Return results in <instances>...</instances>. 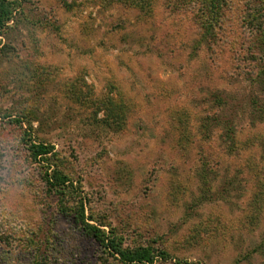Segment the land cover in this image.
Segmentation results:
<instances>
[{"label": "rangeland", "instance_id": "rangeland-1", "mask_svg": "<svg viewBox=\"0 0 264 264\" xmlns=\"http://www.w3.org/2000/svg\"><path fill=\"white\" fill-rule=\"evenodd\" d=\"M17 1L0 31V264H119L57 213L31 142L55 147L96 225L171 257L154 264H264L260 0H228L210 34L196 0Z\"/></svg>", "mask_w": 264, "mask_h": 264}, {"label": "trees", "instance_id": "trees-1", "mask_svg": "<svg viewBox=\"0 0 264 264\" xmlns=\"http://www.w3.org/2000/svg\"><path fill=\"white\" fill-rule=\"evenodd\" d=\"M199 6L200 18L203 29L210 34L219 24V17L223 8H226L228 0H196ZM20 7L17 0H0V31L5 29L14 14ZM254 13L248 15V28L255 36V44L264 45V0L256 2ZM258 47V48H260ZM264 53V48H263ZM255 60L262 64V78L264 82V55H253ZM29 153L32 160L43 164L46 170L42 179L48 188L49 194L56 199V210L59 215L71 217L79 226L81 232L94 239L98 247L102 249V255L106 259H113L119 264H154L158 257L162 261L171 259L165 252H157L151 247H130L124 245V241L118 237L114 229L106 230L103 225H96L92 217L87 216V199L82 189L73 182L70 177L60 168L59 153L53 145L44 142L29 145ZM10 245L8 236L4 235L0 226V246ZM103 257L102 261H103ZM106 262V260H104ZM178 264H181L178 262Z\"/></svg>", "mask_w": 264, "mask_h": 264}]
</instances>
